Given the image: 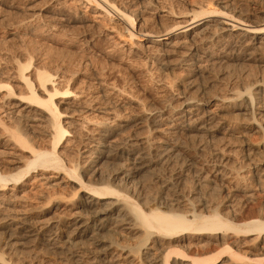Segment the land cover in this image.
<instances>
[{
	"label": "bare ground",
	"instance_id": "bare-ground-1",
	"mask_svg": "<svg viewBox=\"0 0 264 264\" xmlns=\"http://www.w3.org/2000/svg\"><path fill=\"white\" fill-rule=\"evenodd\" d=\"M79 1L100 21L115 17L121 27L109 32L116 41L149 40L156 63L170 74L161 88L174 103L154 98V80L137 69L123 78L128 88L135 84L134 93L91 72L98 88L92 98L71 72L45 63L34 68V55L13 57L10 69L0 59V90L8 97L17 88L23 104L47 117L42 134L0 120L4 143L27 154L19 157L23 169L0 172V191L30 172H56L80 192L69 199L78 211L61 243L74 251L59 246L48 222L4 215L0 264L38 246L69 254L67 264H217L220 257L248 264L240 253L252 252V243L264 253V10L249 15L231 0L198 3L187 20L155 33L136 31L135 23L157 0L133 9ZM168 54L175 63L160 59ZM75 127L91 142L74 154ZM87 242L95 248L85 253Z\"/></svg>",
	"mask_w": 264,
	"mask_h": 264
},
{
	"label": "rangeland",
	"instance_id": "rangeland-1",
	"mask_svg": "<svg viewBox=\"0 0 264 264\" xmlns=\"http://www.w3.org/2000/svg\"><path fill=\"white\" fill-rule=\"evenodd\" d=\"M70 1L71 0H0V59L2 60L1 62L5 64V67L7 66L10 69L13 66V59H18V61L23 62L29 55H34L32 56L34 59L32 61V66L34 68L40 67V65L42 66V64L45 63L47 67H51L53 70H61L60 72L62 73L67 72L69 76H71V73L74 74V85L84 89L86 87L85 94H87V96L91 95L92 98L96 96L98 91L92 75L93 73L96 72L99 74L102 80L106 81L107 84L110 83L116 85V87L121 90L123 89L124 91L134 93L136 92L135 84L132 83L128 88L123 78L128 80L131 77L130 70L137 69L143 71L145 75L149 73L147 74L148 76H146L149 78L151 76V80L155 81H152V84L154 83L152 85L154 98H170L172 103H174L173 99L175 98H172L171 92L161 88V83H164L165 81L163 80L165 79L168 80L170 74L161 70L158 63H156L157 61L154 58L155 54L152 48H149L150 43L146 37H142L141 39L137 38V40L134 39L132 42L127 40L125 43L116 41L115 38H111L113 34L109 32L110 27H114V29H120L121 27L115 17H112L111 21L110 19L100 21L101 19L98 15L96 16L93 14L91 6L79 0H72L73 3ZM114 1L116 3H121V5L123 3V6L129 9H133L137 3L143 2V0ZM150 1L153 2L154 0ZM217 1L219 3V0H157L158 4L156 8L152 6L141 14H137L139 16L135 23V30L137 31L140 29L141 31H153L155 33H157V31L161 32L170 27V25L172 26L173 23L187 20V18L184 17H187L188 11L197 7L198 3L205 5L211 2V4L215 5ZM231 1L235 4L234 8L237 10L242 9V12L246 14L249 13V15L257 12L259 9L264 10V0ZM63 5L67 8L63 7ZM79 15H84L85 17ZM253 19H255V17L252 16V20ZM144 35L145 34H141V36ZM167 56H162L160 59L170 63L176 62V56L171 54ZM176 72L178 73L179 71L176 70ZM141 80L145 81L146 79L142 77ZM0 81H2L1 78ZM136 81L137 80L134 79L135 83H137ZM14 91L16 95L7 97V95H5V90H0V120L8 124H11V121L12 123L19 122L28 130H33L42 134L44 130L43 126H45L44 120L47 117L35 111L34 107L23 104L19 97H17V88ZM90 104L93 105L95 103L91 101ZM62 108H65V106H62ZM77 128L75 127L74 130H72L75 132L74 134L76 136L73 142L77 140V143H79L78 145H76L77 143H71V147L74 146L71 152L74 154L87 150V143L91 142V135L89 133H87V135L83 134L85 133L83 131L79 133V128ZM79 135H82V139H80ZM1 136L2 135H0V137ZM3 139V137L0 138V172H15L18 168L23 169L24 160L21 159V156L27 154L13 150L7 143H4ZM84 144L87 145V147ZM40 174V172H30L16 185H8L6 187L7 189L5 188L3 191H0V224L2 223L4 215L10 216V218L13 216L14 219L15 217L19 218L24 215L33 216L34 219H37L39 222H48L47 224L51 226L55 234L54 238L56 241L58 240L59 246H62L65 252L68 253V251H66L67 249L74 251V247L71 248L70 245H63L61 243L65 242L66 237L70 233L71 220L78 211L77 206L72 204V200L75 201L80 195L77 185L64 179L63 176L56 172ZM52 182L55 186H53L54 189L50 187V183L53 184ZM53 190H56L55 192L57 193L54 194ZM6 239V234L0 230V249H2V245L5 243L4 241H6ZM252 244L253 247H251L253 251H242L240 253L242 259L239 260V262L244 261L248 264H264V253L259 250L257 251L256 242ZM254 246L256 247L254 248ZM94 248L95 247L89 245L88 242L85 243V246L81 247L82 251H85V253L91 252ZM24 250L22 249V253H19L21 257L19 255L13 259L12 262L14 263L12 264H67L66 259L69 257V254H66V256L64 252H55L44 246H38L35 249L27 247V250ZM31 251L32 254L34 253L33 255ZM4 257L7 258V255L4 254ZM220 260L221 262L218 261L217 264H230L227 262L226 257H220Z\"/></svg>",
	"mask_w": 264,
	"mask_h": 264
}]
</instances>
